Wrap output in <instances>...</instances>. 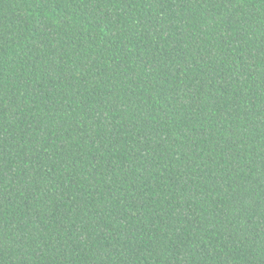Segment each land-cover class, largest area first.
<instances>
[{
  "label": "trees",
  "instance_id": "16d2710c",
  "mask_svg": "<svg viewBox=\"0 0 264 264\" xmlns=\"http://www.w3.org/2000/svg\"><path fill=\"white\" fill-rule=\"evenodd\" d=\"M0 264H264V0H0Z\"/></svg>",
  "mask_w": 264,
  "mask_h": 264
}]
</instances>
